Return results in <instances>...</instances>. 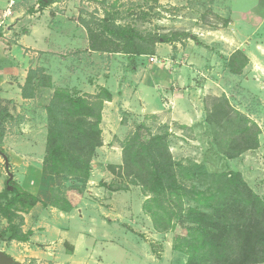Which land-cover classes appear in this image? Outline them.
<instances>
[{"label":"rangeland","instance_id":"374dc122","mask_svg":"<svg viewBox=\"0 0 264 264\" xmlns=\"http://www.w3.org/2000/svg\"><path fill=\"white\" fill-rule=\"evenodd\" d=\"M51 1L59 4L50 10L51 20L46 19L43 25L37 22L42 14L26 18L27 13L30 16L36 14L33 5L38 0L33 5L30 3V6L17 5V9H14L17 13H21L20 7L25 10L17 17L18 27L14 30L26 32L29 22L31 26L38 23L44 29L54 22L52 17L60 18L61 29L68 36L74 34V26L81 30L76 31L80 32L81 42L75 47L77 49L68 48L67 44L66 50H62L64 55L59 58L54 57L59 53H50L51 57L48 58L42 57L41 52L32 55L33 58L45 59L43 63L49 65L55 85L69 90L72 95L97 94L100 89H106L111 94H118L119 98L111 109H105L104 120L101 121L103 145L95 152L90 164L97 179L88 184L90 174L86 180L64 175L59 187H50L48 190L50 198L52 191L62 198L80 191L81 198L95 204V209H98L97 205L109 209L104 208V213L99 208L103 212L101 218L94 207L88 208L84 210L87 221L72 222L73 230H89L91 224L88 216H97L95 220L93 218L97 222V226L92 229L94 234L88 235L93 237L95 244L87 252V264H185L187 254L175 251L173 245L177 236L186 235L188 231L185 228L190 225H180L176 216L179 209L185 211L197 207V204L187 198L181 200V205L178 201L164 200L162 207L174 214L172 228L158 232L151 217L143 210L149 194L140 186L132 184L130 178L113 175L108 166L116 167L118 172L117 168L122 166L121 147L139 126L144 125L143 139L150 135L166 136L175 163L183 168L203 166L210 174L240 173L249 188L264 201V0ZM105 16L144 37H158L155 54L128 56L89 51L88 36L79 20L90 22L94 27L93 24ZM236 51L242 52L249 60L241 70L238 59L231 62ZM150 57H155L158 62L151 63ZM135 59H138V63ZM135 66L145 70L151 68L155 72L156 82L162 88L152 111L140 110L136 99L130 97L129 93L133 91L127 89L122 92L121 87L116 86V81L123 76L122 72L126 74L125 68L133 70ZM123 78L127 79L125 76ZM108 80L115 81V84L105 88L104 84ZM48 89L49 96L47 94L44 97L40 88H37L34 98L41 104L49 103L53 92L59 88L53 90L52 94V87ZM215 98L226 100L232 108L234 120L229 124L218 126L216 122L206 121ZM123 101L127 104L126 108L135 107L134 112L121 109ZM18 110L6 123L5 136L0 143V153L8 160L6 169L5 160L0 155V189L3 190L5 182L12 179L34 194L38 184L49 186L46 180L52 178L42 170L46 126L44 129V125L40 124L37 113V121L31 119L30 101L20 105ZM241 116L248 120L249 126L256 125L259 128L258 147L228 159L223 152L228 149ZM23 162L26 164L23 165ZM119 173L122 175L121 171ZM179 181L187 186L192 184L186 179ZM152 206L156 208L157 204ZM47 217L53 221L52 217ZM105 217L112 220L108 221ZM56 223L60 227L69 225L63 220H57ZM46 238L49 241L56 240L52 232ZM54 251L56 255L62 252L61 259L65 264L69 256L63 253L64 248L61 251L44 249L43 253ZM84 257L83 250L79 249L76 259L83 261ZM41 259V264H47L43 255ZM30 264L38 263L30 259Z\"/></svg>","mask_w":264,"mask_h":264},{"label":"trees","instance_id":"16d2710c","mask_svg":"<svg viewBox=\"0 0 264 264\" xmlns=\"http://www.w3.org/2000/svg\"><path fill=\"white\" fill-rule=\"evenodd\" d=\"M51 3V0H38V8L42 10ZM79 22L88 36L89 51L128 56L155 54L158 37H144L132 28L115 24L107 16L93 24L95 29L90 22L81 19ZM235 59L240 61V70L249 61L240 51L232 55L231 62ZM51 87V78L42 68L30 69L24 85L20 86L21 97L32 99L37 88ZM111 100V93L106 89L84 95H72L62 88L53 92L44 108L46 148L42 170L53 177L56 187L60 186L64 175L88 179L92 158L103 145L100 128L103 107ZM213 101L206 116L208 123L216 122L220 126L234 120L226 100L215 98ZM10 105L12 102L0 98V143L5 136L6 123L12 119ZM144 130V125L139 126L121 147L122 166L117 168L118 172L111 165L108 170L113 175L130 178L132 184L149 194L143 210L158 232L172 228L174 214L162 207L164 200L178 201L181 205V200L187 198L197 204L185 211L179 209L176 216L180 225H190L185 228L186 235L177 236L173 245L175 251L187 254L185 264H264V201L249 188L240 173L210 174L203 166L183 168L173 161L165 135L143 139ZM259 133L256 125L249 126L248 120L241 116L223 154L233 159L256 149ZM179 179L192 184L187 186ZM80 195L79 191L62 198L52 191L49 203L41 202V205L69 212L79 204ZM38 203L40 200L23 190L15 180H7L0 192V216L7 222L6 228L0 230V241L28 242L32 232H22L23 220L18 212L24 213Z\"/></svg>","mask_w":264,"mask_h":264},{"label":"crops","instance_id":"0c3cea01","mask_svg":"<svg viewBox=\"0 0 264 264\" xmlns=\"http://www.w3.org/2000/svg\"><path fill=\"white\" fill-rule=\"evenodd\" d=\"M14 1L15 6L12 9V15L4 18V29H0V98L2 100L12 102V105L9 106V113L11 115H13V112H15L16 109L17 111H19L18 108L20 105H23V103H28L30 101V106L32 108L31 119L37 121V113L40 117L39 122L40 124L42 123L44 125L45 129L46 113L44 108L48 103L43 102L41 104L36 98H32L30 100L23 99L21 97L20 86L24 85L27 72L30 69H35L38 67L45 69V74L51 77L52 91H50V94H52L53 90H55L56 88H62L55 85V78L54 75L50 72L49 65L43 63L45 59L37 57L35 60L32 55H38L39 52H41L42 57L46 56L50 58V53H55V55L59 53V55L54 56L59 58L60 55H64L62 53V50H66L67 44H69L67 46L68 48L72 47V49H77L75 47L79 45V43L81 42V38L79 36L80 32L76 31L81 30L74 26V34L71 33L68 36L67 33H65L63 29H61L60 18L52 17V19H54V22H52L53 24L50 23L49 27L46 26L43 29V26L39 27L38 23L31 26L32 24H30L29 22L27 31L18 33V30H14L18 27L17 22L19 21L17 17L22 15L25 9L23 10L22 7H20L21 13L20 11L17 13V11H14V9H17V5L19 4H27L30 6L31 3V5H33L35 0ZM7 3L8 0H0V20L2 19L4 11L7 9ZM55 4L57 5L59 3L53 2L41 10L38 8L37 2V4L33 5V11H35L36 14L34 13L33 16H30L26 11L28 15L26 16V18L30 19L34 16L39 17L40 14H42L37 22H42L43 25L46 22V19L51 20L50 10L53 9ZM29 9L30 7L27 10ZM15 17L17 18L16 20ZM75 34L78 36H76ZM156 55H159L157 50ZM137 60L138 59H135L134 61L137 62ZM126 65L127 64H125V67H127ZM132 69L133 70H129L128 68H125L126 74L122 72L123 76L119 79L118 82L116 81V86H118V88L121 87L122 92H124V90L126 91L127 89L133 91V93L131 92L132 94L129 93L130 97L132 96V99H136V104L138 105L137 107H139L140 110L152 111L157 104L156 97H158V93H162L160 84L156 82L157 80L155 79V72H153L151 68L145 70L140 66H135ZM151 72H153V74ZM124 76L127 77V79L123 78ZM110 80H108V82L104 84L105 88L112 87L111 85L115 84V81L112 80V82H110ZM133 80L134 83H132ZM127 86L134 87V89L131 90V88ZM40 90L44 97L47 94L49 96V92L47 93V91L49 90L48 88H40ZM111 96V102H107L104 105V109L102 111V122L104 120L105 109H111L110 107L115 103L117 98H119L118 94H111ZM122 103V106H120L121 109H127L128 112H134V110L136 109L135 107L126 108L127 104L124 101ZM101 148L102 147H100V149ZM98 149H96V152L98 151ZM25 164L26 162H23V165ZM24 168L25 167L21 168V170H23ZM52 178H48V180H46L49 182V186L44 187L42 186V184H38L37 189L35 188L34 190L35 193H32L40 200V203L24 213L18 212L23 220L21 226L22 232H32V236L29 238V241L25 243L17 241H0V251L9 256L13 262H16V264H30V259L36 260L38 264H41L42 255L47 259V264H64L61 259L62 252L58 253V255H56L55 251L47 254L43 253L44 249H56L61 251L63 248L65 249V252L63 253L69 256L65 264H87V252L89 248L92 247L93 249V246L95 244L93 241V237L88 235L90 233L94 234V230L92 229L97 226V222L94 220L97 218V216H100L102 218V213L104 212L103 210L105 206L97 205L98 209H95V204L88 203L87 201L89 200L82 197L79 204H77L76 207H74L69 212H62L51 206L43 207L41 205V202L48 204V201L50 200L48 190L50 189V187H56V183ZM95 179H97V176L93 174L92 170H90L88 184H90L91 181ZM16 183L19 185L18 182ZM22 189L30 193L29 189ZM1 191L2 190L0 189V192ZM92 207H94V209L98 211V215L95 217L88 216V222L89 224H91L89 230H73L72 222L87 221L84 210ZM99 211H101V214L99 213ZM47 216H49L50 218L52 217L53 221L50 220ZM57 220L67 221L69 225H67L66 227H60V225L56 223ZM110 220L112 219H108V221ZM16 223H18V220L16 221ZM105 223H103L102 225H105ZM106 224L109 225L108 223ZM6 226V220L0 216V230L5 229ZM49 232L55 234L56 240L49 241L46 238ZM71 249L72 251H70ZM79 249H82L83 254L85 255L83 261L80 259H76ZM94 251L96 253V250Z\"/></svg>","mask_w":264,"mask_h":264},{"label":"built area","instance_id":"2783aa9c","mask_svg":"<svg viewBox=\"0 0 264 264\" xmlns=\"http://www.w3.org/2000/svg\"><path fill=\"white\" fill-rule=\"evenodd\" d=\"M15 6V1L14 0H8L7 3V9L4 11L2 15V19L0 20V29H4V18H7L12 15V9ZM149 61L151 63H156L158 60L155 57H150Z\"/></svg>","mask_w":264,"mask_h":264},{"label":"water","instance_id":"95a60500","mask_svg":"<svg viewBox=\"0 0 264 264\" xmlns=\"http://www.w3.org/2000/svg\"><path fill=\"white\" fill-rule=\"evenodd\" d=\"M0 155L3 156L4 160H5V168L8 169V160L7 158L0 153ZM11 178V176H10ZM14 262L12 261V259L7 256L6 254H4L3 252L0 251V264H13Z\"/></svg>","mask_w":264,"mask_h":264}]
</instances>
